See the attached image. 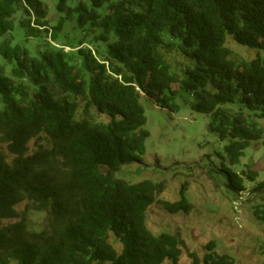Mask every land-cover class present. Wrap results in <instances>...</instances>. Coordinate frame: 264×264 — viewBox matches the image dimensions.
<instances>
[{
	"label": "trees",
	"instance_id": "trees-1",
	"mask_svg": "<svg viewBox=\"0 0 264 264\" xmlns=\"http://www.w3.org/2000/svg\"><path fill=\"white\" fill-rule=\"evenodd\" d=\"M229 38L258 56H236ZM0 98V264H178L182 237L146 223L162 189L119 169L143 160V99L173 113L189 99L233 165L263 140L264 0H0ZM250 165L227 171L233 206L264 219ZM205 251L193 264H233L215 241Z\"/></svg>",
	"mask_w": 264,
	"mask_h": 264
},
{
	"label": "rangeland",
	"instance_id": "rangeland-1",
	"mask_svg": "<svg viewBox=\"0 0 264 264\" xmlns=\"http://www.w3.org/2000/svg\"><path fill=\"white\" fill-rule=\"evenodd\" d=\"M227 45L236 56L248 61L258 56L256 50L230 38ZM142 104L147 118L144 128L149 132L143 160L122 166L119 175L128 184L147 180L158 191L162 189L148 209V229L155 235L171 233L182 237L184 247L178 264H193L194 255L202 260L210 241H215L218 251L227 254L233 264H264V219L250 209V203L240 207V214L235 211L233 203L239 201V196L227 175L228 170L242 169L243 163L250 162V169L258 171V181H264V137L245 150L241 164L233 165L226 150L228 142L210 128L207 116L192 111L189 99L174 113L149 99H143ZM239 107L237 103L232 106ZM3 108L0 98V110ZM259 125L264 130V119ZM46 142L45 137L31 140L30 153ZM247 184L251 185V181ZM181 198L192 206L189 212L172 214L161 202H177ZM16 209L22 215L25 203ZM44 219V215L33 212L28 216V223L40 227ZM110 241L120 253L122 244L113 237ZM165 264L173 263L166 261Z\"/></svg>",
	"mask_w": 264,
	"mask_h": 264
}]
</instances>
